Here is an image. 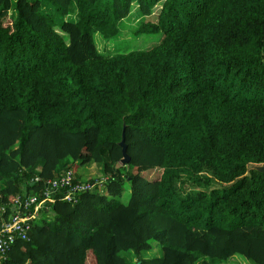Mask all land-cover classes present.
I'll use <instances>...</instances> for the list:
<instances>
[{
    "label": "trees",
    "instance_id": "trees-1",
    "mask_svg": "<svg viewBox=\"0 0 264 264\" xmlns=\"http://www.w3.org/2000/svg\"><path fill=\"white\" fill-rule=\"evenodd\" d=\"M133 4L159 41L102 52ZM86 160L1 264H264V0H0V205Z\"/></svg>",
    "mask_w": 264,
    "mask_h": 264
},
{
    "label": "built area",
    "instance_id": "built-area-1",
    "mask_svg": "<svg viewBox=\"0 0 264 264\" xmlns=\"http://www.w3.org/2000/svg\"><path fill=\"white\" fill-rule=\"evenodd\" d=\"M73 168H69L59 175L44 181V187L39 193H30L17 196L12 205H0V259L6 257V249L15 237H26L32 222L38 218L42 211L48 212L52 203L57 199L75 201L78 193L100 185L105 179L95 178L94 181L80 179ZM7 211L6 216L2 214Z\"/></svg>",
    "mask_w": 264,
    "mask_h": 264
},
{
    "label": "rangeland",
    "instance_id": "rangeland-1",
    "mask_svg": "<svg viewBox=\"0 0 264 264\" xmlns=\"http://www.w3.org/2000/svg\"><path fill=\"white\" fill-rule=\"evenodd\" d=\"M132 11L122 18L119 21V34L117 37L110 38L105 43V41L99 37L98 33L94 34V38L96 40V44L102 52L106 54H113L117 52L129 51L134 49H145L153 44L157 43L162 35L161 31H153V32H135L136 28L140 24L142 20H146L147 17H141L139 11L136 9L135 4L132 6ZM12 11H10L11 13ZM67 17V16H66ZM122 161H118L117 164H121ZM76 163V176L80 179L88 178L89 176H93V178H103L104 175L101 173V169L95 165L93 161H75ZM263 163L251 164L252 167L264 168ZM261 165V166H259ZM98 168H97V167ZM178 183V181H177ZM189 187V186H188ZM190 189H200L199 187L195 188L193 186ZM128 192H129V182L125 183V192L122 193V196L119 198L121 201L126 202L128 200ZM161 253L160 243L157 241H152V245L143 250L142 255L145 257L159 255ZM127 259L135 261L136 256L131 252H123V254ZM222 264H253L248 258L234 254L229 257L227 260L223 261Z\"/></svg>",
    "mask_w": 264,
    "mask_h": 264
},
{
    "label": "water",
    "instance_id": "water-1",
    "mask_svg": "<svg viewBox=\"0 0 264 264\" xmlns=\"http://www.w3.org/2000/svg\"><path fill=\"white\" fill-rule=\"evenodd\" d=\"M118 143L121 146V150H122V157L120 158V161H122L121 163L127 162L129 160V155L126 152V143L124 141V134L123 133H122L121 139H120V141ZM262 165H264V163ZM259 166H261V165H259ZM258 169H264V168H258Z\"/></svg>",
    "mask_w": 264,
    "mask_h": 264
},
{
    "label": "clouds",
    "instance_id": "clouds-1",
    "mask_svg": "<svg viewBox=\"0 0 264 264\" xmlns=\"http://www.w3.org/2000/svg\"><path fill=\"white\" fill-rule=\"evenodd\" d=\"M136 6V5H135ZM87 161H91V160H87ZM75 171L77 172V168H75ZM57 175V174H56ZM104 175V174H103ZM89 178V177H88ZM86 179V178H85Z\"/></svg>",
    "mask_w": 264,
    "mask_h": 264
},
{
    "label": "crops",
    "instance_id": "crops-1",
    "mask_svg": "<svg viewBox=\"0 0 264 264\" xmlns=\"http://www.w3.org/2000/svg\"><path fill=\"white\" fill-rule=\"evenodd\" d=\"M0 264H1V259H0Z\"/></svg>",
    "mask_w": 264,
    "mask_h": 264
}]
</instances>
